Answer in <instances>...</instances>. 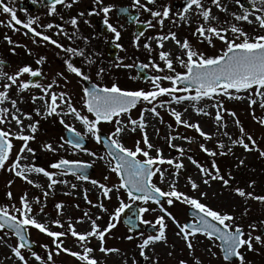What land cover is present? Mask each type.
I'll use <instances>...</instances> for the list:
<instances>
[{
  "label": "snow or ice",
  "instance_id": "1",
  "mask_svg": "<svg viewBox=\"0 0 264 264\" xmlns=\"http://www.w3.org/2000/svg\"><path fill=\"white\" fill-rule=\"evenodd\" d=\"M35 2L36 0H33V3ZM76 2L77 0H70L68 3H66V0H48L49 15L56 12L57 5L66 3V6L70 8ZM95 2L103 4V0H95ZM154 3L155 0H147V3H142L141 0H132L131 4L132 8L142 9L150 14L152 19L143 21L148 28L155 27L153 20H155L156 24L163 27L164 19L169 17L171 11L170 6L167 5L162 6V10H153L148 7L149 4ZM210 3L220 12L229 14L237 22H244L248 25L258 24L262 32L251 35L239 23H231L228 20L222 22L219 16L212 14L211 8L206 7L204 0H184L182 9L177 15H179L181 20L189 24L191 23L190 17L187 15L189 13L200 20L193 32L198 42H206L214 48L215 41H219L222 46L218 53L207 55L204 51L193 46L187 38L178 39L177 34L172 31L148 37L149 40L154 39L157 47L161 49L158 52V58L163 63V67H161L159 63L150 58L148 63H142L138 66L141 70L150 68L157 73L146 77L152 85L150 90L123 89L115 82L111 83L110 86H100L97 83H92L91 87L81 89V107L77 108L74 106L70 93L66 91L56 92L54 90V86L57 85L56 79H52L46 85L31 79L43 75L40 67L33 69L30 65L25 64L17 67L11 74L0 70V80L6 81L0 84V88H2L0 90V104L7 101L11 105V108L0 107V125L10 124L11 121H14L17 126L16 131H13L11 127H0V169H4L6 162L9 161V156L13 149V139H16L22 141V144L15 159L9 165L8 171L13 172L16 177L34 187H41V185L31 178V174H42L48 181L43 192L45 199L49 195L48 190L53 189L55 185H68L69 182L67 180L58 179L57 177L71 174L77 180L89 181L90 179L86 170L91 167V164L80 160L59 158L54 162H50L47 169L43 166H21L20 160L25 152L33 157L35 156L34 149L29 146V141L35 139L34 133L38 130L39 121H33L30 113H23L17 107V99L9 96V89L16 86V94L19 95L30 87H34L39 89L40 94L33 95L30 99L33 103H36L37 100L41 101V104L34 109L35 114L43 118L59 117V123L69 134L67 139L62 136L60 138L61 143L56 147H53L52 144H44V150L55 152L59 148H65V145H67L73 150L85 152L89 156L100 160H104L105 156H107L110 158L107 160L109 170L119 178L118 184H113L109 187L95 179H91L90 183L99 189L104 198L110 199L111 193H119L121 190L127 196V202H125L123 198L117 195L118 206L109 213V221L103 228L96 223L101 218L100 216L92 219L89 212H85L76 223H84L85 220L89 221V230L77 231L74 224L69 222L67 228L63 231H53L48 227L49 223L59 228H64V225L59 219L49 220L47 223L38 220L37 215L44 212V206H41L38 212H34L33 204H41L40 198L36 197L34 200H30L27 193H24L19 197L18 205L13 203L0 206V243L5 245L11 253V256L7 258H14L19 264H29V260L24 254V250L27 249L39 264H55L54 255H60L62 252L75 258L80 264H100L99 260L92 255L94 250L88 246L89 241L91 238L98 239L101 253H118V248L105 246V236L111 229L116 227V223L119 222L122 214H127L126 210L131 213V215H128L127 223L132 225L133 228L136 227V221H139L141 225L154 229L152 233L146 236L142 232L139 233L140 242L137 244V248L139 249V255L146 262L152 259L148 255L147 250L151 249L154 253V245L156 243H167L166 218L175 225L177 229L176 236L185 241L189 250H193L192 241L198 234L214 244L218 241L219 243L215 244V246L220 249L225 264H233L234 258L239 260V264H244V255L240 251L242 248L246 247L248 251H253L254 242L264 246V235H253V231L256 229L255 223L247 225L249 231L246 233L244 226L237 224L236 217L232 214L216 210L202 202L201 198L206 197L208 195L207 192L200 191L197 197L180 191L177 187L180 171L185 168L182 157L195 166L202 178L203 185L207 187H211L210 181H220L224 187H229L232 179L230 172L227 174L228 178L226 179L221 174L215 159L211 161L210 167H205L192 155H186V149L173 143V141L183 140L190 144L192 143V138L183 136L179 132L175 135L170 132L165 138L169 149H174L178 155L165 157L163 150L150 142L146 131L148 122L145 113H150L153 117H160L158 108L167 106V110L171 117L174 118L177 126L193 129L204 141L211 140L213 134L205 132L199 122L193 123L188 119H184L181 111L171 107L172 104L180 105L185 101L189 102V107L198 115L204 116L212 115V113L206 110L207 106L200 107L198 105L203 100L211 101L210 107L216 110L214 121L218 132L227 127L223 113L227 112L228 115L236 117L235 112L224 108L223 101L219 97L223 96L237 100L247 99L250 107L257 104V98H259V105L264 108V0H234V3L240 9L239 13L235 11L229 12L228 6L222 0H210ZM113 7V5H105L100 7L99 11L103 13V24L106 29L114 34L116 40H119L120 31L109 22V13ZM0 10L9 14L7 27H13V22L15 25L22 24L17 18L14 8L3 3V0H0ZM118 11L124 13L128 9L122 7ZM91 14L90 12L89 15ZM79 15L84 14L80 13ZM131 19L138 23L140 22L136 16H132ZM87 22L85 21V23ZM33 23L34 21L29 19L27 23H23V27L31 32L33 37H38L41 42L52 44L67 54L63 61L67 72L84 81H90L91 77L85 74L81 67L71 62L72 56H83V51L71 46L65 47L58 40L53 39L52 36L36 30V28L32 27ZM66 23L72 26L73 31L71 34L61 25H54L53 23L41 25V27L45 29H53L55 27L57 29L55 35H64L69 40H72L78 32V18L76 16L70 17ZM140 35H143V33L141 32ZM4 39L8 44L14 45V42L7 35L4 36ZM169 40L178 49L175 55L171 51L164 50V42ZM36 42V40H33V43ZM20 46L22 45H14L12 51L14 52L15 47ZM116 47L120 48L122 46L117 44ZM143 47L149 53L153 50L150 43H144ZM29 54L31 53L29 52ZM45 59L46 57L40 56L35 63L42 65ZM86 62L90 63V61ZM4 63L3 60H0V65ZM174 63H178L183 71H177ZM132 66L124 65V67ZM103 71V68L99 69L97 76H101ZM25 74L28 75L29 79H22ZM56 76L65 81L67 80V77L62 72H57ZM163 81H167L168 86H162ZM161 96H168L170 99L167 101L158 100L157 98ZM140 103L151 105V107H144L140 110L138 116L133 118L131 112ZM183 111L187 113L188 107H185ZM66 117H71L73 121L79 122L83 127V134L77 130L73 123L66 122ZM253 119H257L259 124L264 125V119H258L255 115H253ZM24 120L31 121V123L25 125L23 123ZM161 122H163L162 118ZM233 122L239 129V135L233 138L228 132H224L223 135L228 138V143L232 146L243 148L245 152L256 151L261 158H264V149L260 148L253 135L245 132L238 118L234 119ZM101 123L112 124L113 130L108 133H102L100 129ZM168 127L171 129L172 125H168ZM129 130L132 132L139 130L141 133V139L137 140L132 148L127 147L120 139L121 134ZM86 136L91 137L95 143L102 144L106 149L105 155L97 156L96 152L87 149L84 145ZM198 147L210 157L232 153V147H228L223 140H217L216 142V148L219 149V152L208 148L204 143H199ZM153 150L155 155H152ZM165 164L172 169L171 172L161 167V165ZM243 164L244 159H239V165ZM157 174H159L161 183L167 180V190H163L153 182V177L157 176ZM107 179L108 177L105 176L104 180ZM11 183L9 181V184ZM187 183L193 192L198 191L200 188V185L191 176L187 177ZM254 183V181L250 182L249 187H252ZM76 187V184H71V188L75 189ZM232 191L246 200L252 199L264 204V195H254L252 192H246L240 187H236ZM7 197L12 200L11 191L7 192ZM84 199L93 207L99 208L101 212L108 211L102 202L93 204L87 197V190H85ZM149 202L155 204L162 213V215L155 218V221L143 218L144 213L157 210L156 208L147 207ZM175 202L187 205L193 210L191 212V221L179 222L164 207V204L171 206ZM54 207L57 215H62L64 205L56 203ZM261 223L264 224V221H261ZM32 228L51 238L54 251L49 249L47 244L41 245L46 251V257L31 251L30 229ZM129 231H132V229L130 228ZM69 235L75 238L76 244L82 251H74L64 246L65 241L62 238ZM10 238H15L16 242L14 244L9 243ZM126 238L132 240L134 237L129 235ZM133 264H136L135 259H133ZM155 264H158V260L155 261ZM179 264H187V262L180 260ZM194 264H201V261L196 259Z\"/></svg>",
  "mask_w": 264,
  "mask_h": 264
},
{
  "label": "rangeland",
  "instance_id": "2",
  "mask_svg": "<svg viewBox=\"0 0 264 264\" xmlns=\"http://www.w3.org/2000/svg\"><path fill=\"white\" fill-rule=\"evenodd\" d=\"M174 1L181 0H155L154 4H149L148 7L153 10H162V6H170L171 11L168 18L164 19L163 27L159 24H156L155 20L153 23L155 27L150 28L143 36L139 39L135 37L134 34H121L119 38V43L122 45L121 52L116 60L113 62L104 61L106 59L101 58L103 54V48L97 49L94 46H91L86 43H80L74 46L73 48H78L83 51L84 55L80 56H72L71 62L81 67L85 74L91 77V83H97L100 86H110L111 83H117L121 88L128 90H137L144 89L150 90L152 85L150 81H146L142 83L137 78V72L135 70V66L137 64L148 63L149 59L156 61L163 67V63L159 61L158 52L161 50L157 47L156 41L149 40L148 37L156 36L160 34H166L169 31L175 32L177 34L178 39L187 38L193 46L202 50L207 55H212L218 53L221 48V42L215 41V47L209 46L206 42L199 43L196 36L193 35V32L200 20H198L195 16H192L191 13L187 14L190 17L191 23H185V21L181 20L179 15H177V11L173 8ZM142 3H147V0H141ZM224 4L228 6L229 12L235 11L237 13L240 12L239 7L234 3V0H222ZM206 7L211 8L212 14L219 16L220 20L223 22L225 20L230 21L231 23H239L240 26L244 28L246 32L251 35L259 34L262 30L259 28L258 24L248 25L244 22H237L232 17L224 12H220L213 5H211L210 0H204ZM141 14V19L143 21L152 19L148 12H144L142 9L137 10ZM4 19L0 17V60L8 61L4 55H11L12 45L8 44L5 41L4 36L7 35L11 38L14 44L22 45L17 47L18 53L17 57L21 59L19 61L14 55V64L9 68L0 66V70H3L8 73H12L17 67L23 66L25 64L30 65L33 69L40 67L43 74L46 76V79L42 84H48L52 81V79L57 80V85L54 86V90L56 92L66 91L71 94V98L73 100L74 106L77 108L81 107L80 97L82 95L81 89H83V85L81 83L82 79L77 78L74 74L67 72L66 67L63 70L62 67H59L56 63L52 62V64L44 69L43 66L37 65L35 63L36 59L40 56L48 57V60L51 58L60 57L66 58L67 54L62 50L58 51L57 54L48 53V49H52L50 47L37 48L34 46L32 41L23 38L19 35H14L13 37L9 36L6 32H1V26H3ZM3 24V25H2ZM227 26V25H225ZM172 42L171 40L164 42ZM144 43H150L152 47V52L149 53L144 47ZM30 45V46H28ZM11 50V52H10ZM164 50H168L173 52L175 55L178 51L176 45L172 42L171 48H167ZM10 52V53H9ZM29 52L31 54H29ZM19 61V62H18ZM86 61H90L86 62ZM124 65H133L132 67H124ZM174 67L177 71H183L181 66L178 63H174ZM103 68L104 71L101 76H97V71ZM147 73L152 76L157 73L152 69H146ZM62 72L67 80L57 77L56 73ZM162 74V73H161ZM121 75V77H119ZM22 79H28V75L25 74ZM6 81L0 80V84ZM126 82V83H124ZM162 86H168L167 81L162 82ZM2 90V88H0ZM16 86H13L9 89V96L13 99H17V107L23 113H30L33 117V121H39L38 130L35 135V139L29 141V146L34 149L35 156L28 154L25 152L23 157L20 160L21 166L25 165H34V166H43L46 169L50 162H54L59 158H66L70 160H80L83 162H88L91 164L93 168V173L89 175V181L77 180L75 176L69 174L67 176L57 177L58 179L67 180L68 185L57 184L53 189H49V195L45 199L43 196V192L45 191L46 185L48 183L47 179L43 177L42 174H31V178L41 185V187H34L33 185L27 184L25 181L16 177L13 172L8 171V167L11 162L15 159L16 154L22 144V141L13 139V149L9 156V161L6 162V166L4 169L0 170V206L9 205V204H17L19 201V197L24 193H27L30 200H34V198L39 197L41 204H33L34 212H38V209L41 206H44V212L38 213L37 219L42 220L44 222H48L49 220L59 219L61 223L64 225V228H59L49 223L48 227L53 231H63L67 228L69 222H72L77 231H85L89 230L90 222L85 220L84 223H76V221L83 216L85 212H89L92 219H95L96 216H100L101 218L96 221V223L101 227H105L109 221V213L114 211V209L118 206L117 195L127 202L126 193L121 190L119 193H111L110 199L104 198L102 193L96 188L94 185L90 183L91 179H95L101 183H105L107 186L111 187L113 184H118L119 178L115 173H112L109 170L107 164V158L105 156L104 160H100L89 156L87 153L73 150L65 145V148H59L57 151H46L43 148L44 144H52L53 147H56L59 143H61V137L65 138L64 131L65 129L59 123V117L51 116L48 118H43L41 116H37L35 114L34 109L41 104V101L37 100L36 103H33L30 99L33 95H39V89L34 87H30L28 90L16 94ZM244 95V94H241ZM158 100L167 101L170 99L168 96H161L157 98ZM223 101L224 108L236 113V117H232L228 115L227 112L223 113L224 122L227 127L221 129L219 132L217 131V126L214 121L215 109L211 108V101L203 100L200 102L198 106L206 107V110L212 113V115L204 116L198 115L192 108L191 112L195 114L194 116H185V112L183 111L185 107H189V102L185 101L183 104L177 105L172 104L171 107L176 108L177 110L182 112V117L184 119H188L191 122H199L202 129L205 132L212 133V139L208 141H204L203 138L199 137V135L193 130L189 128H184L183 126H177L175 124L174 118L171 117L167 110V106L164 108H158L160 112V117H153L150 113H145L146 120L148 122V127L146 129L150 142L160 147L163 150V155L165 157H174L178 154L174 149H169L168 144L166 142V136L171 132V134L175 135L179 132L183 136H188L192 138V143H187L183 140H175L173 143L183 146L186 149V155H192L198 162L203 164L205 167H210L208 159H215L218 167L221 166V174L228 178V173H231V176L235 175L237 170H243L244 172L251 175L249 179L243 180L244 183H236L230 180V186L224 187L220 181H210L211 187H207L203 185L202 178L198 174V170L193 166L186 158L183 159L185 164V168L180 171V175L178 177L177 187L180 191H183L189 195L199 196L200 191L207 192L208 195L206 197H202V202L208 204L216 210L228 212L236 217V223L244 226V230L247 233L249 231L247 225L250 223L256 224V229L253 231V235H257L260 233L261 229H264V224L261 221H264V204L259 201L252 199H245L239 197L235 194L232 189L236 187L243 188L246 192H252L254 195H264V158L259 156V153L256 151L253 152H245L243 148L239 146H232L228 143V138L223 135L224 132H228L232 135L233 138H236L239 135V129L233 122L234 119H239L241 125L245 129L246 133H250L257 140L260 148L264 149V125H261L257 122V119H253V115H255L258 119H264V108H261L259 105V98H257L258 102L255 105L249 106L247 99H228L226 97H219ZM155 103V102H154ZM0 107H8L11 108L9 102L5 101L3 104H0ZM144 107H151V105H145L144 103H140L135 109L132 110L131 115L133 118H136L141 109ZM86 114V113H85ZM198 117V118H197ZM161 118L163 122H161ZM202 118V119H200ZM66 122L73 123L78 131H81L83 134L84 130L82 125L79 122H75L71 117H66ZM23 123L25 125L31 123V121L24 120ZM168 125H172V128L169 129ZM3 128H9L13 131L17 130V126L14 121L11 123H6L4 125H0ZM100 129L102 133H108L110 130H113V125L108 123H101ZM158 130V131H157ZM27 134V130H26ZM89 141V145L86 147L90 151H94L97 153V156L105 155L106 151L103 148L102 144H97L91 137L86 138ZM121 142L124 143L127 147L132 148L137 140L141 139L140 131L132 132L127 131L121 134ZM217 140H223L228 147H232V153L228 155H217L216 157H210L206 153L202 152L198 144L204 143L208 148L216 150L219 152V149L216 148ZM152 155H155V151H152ZM239 159H244V164L239 165ZM226 161V163H224ZM224 166L227 170L224 169ZM162 168L168 169L169 172L172 171L171 168L167 164L161 165ZM51 170V169H49ZM107 176L108 179L104 180V177ZM191 176L199 185L200 188L198 191L193 192L190 188V185L187 183V177ZM9 181L12 183L9 184ZM254 181V185L249 187L250 182ZM153 182L156 183L163 190H167V180L164 183L159 181V174L153 177ZM76 184L77 187L75 189L71 188V184ZM241 186H240V185ZM85 190H87V197L89 200L93 202V204L102 202L105 207L108 209L107 212H101L99 208L93 207L88 204L84 199ZM12 192V200H9L7 197V192ZM56 203H62L64 208L62 210V215H57V211L55 209ZM139 204V202H137ZM78 205V207H77ZM149 208H156L157 210L154 212L144 213L143 218L149 221H155V218L162 213L159 211L158 207L149 202L147 205ZM164 207L171 212L176 219L181 222H187L189 217L187 215V210L189 207L187 205L181 204L180 202H175L173 205L169 206L164 204ZM245 210L246 214H245ZM46 214V215H45ZM167 229V243L158 242L154 245V253L151 249L147 250L148 255L152 257L151 260L145 261L143 257L139 255V249L137 248V244L140 242L139 233H130L125 227H123L121 219L116 223V227L110 230L109 233L105 236V246L118 248V253L104 254L99 251V241L96 238H91L88 246L93 248L92 255L95 256L100 264H133V259H135L136 264H155V261L158 260V264H179L180 260H184L187 264H194L196 259L201 261V264H225L222 259L221 251L215 244H218L216 241L215 244L213 242L208 241L204 236L197 235L195 239H193V250H189L186 246L185 241L176 236V227L172 223L171 220L166 218ZM145 236L147 233L142 232ZM132 235L134 238L132 240H128L126 237ZM30 238L35 243L38 248L37 254L42 257H46V251L41 247L42 244H47L49 249L54 251V245L52 244L51 238L45 234L40 233L38 230L32 228L30 229ZM65 241V247L71 248L74 251H82V249L76 244L75 238L69 236L63 237ZM15 238H10L9 243L14 244ZM261 244L254 242V250L248 251L247 248H242L241 251L244 255V264L245 258L248 259L252 256L257 249L262 248L264 251V246ZM210 249V250H209ZM29 252V251H28ZM24 250L25 256L29 260V264H39V262L35 261V259L31 256V253H28ZM215 253V255H213ZM11 253L9 249L0 243V264H19L14 258L10 257ZM55 264H80L75 258L65 254L60 253V255H54ZM239 264V261L236 263ZM250 264H256L253 259Z\"/></svg>",
  "mask_w": 264,
  "mask_h": 264
},
{
  "label": "flooded vegetation",
  "instance_id": "3",
  "mask_svg": "<svg viewBox=\"0 0 264 264\" xmlns=\"http://www.w3.org/2000/svg\"><path fill=\"white\" fill-rule=\"evenodd\" d=\"M68 2H70V0H66V3ZM3 3L14 8L15 14L22 24L15 25L13 22V27H7L6 25L9 21V14L3 13L2 10H0V17L4 19V25L2 24L3 26H1V32H6L11 37L19 35L32 42L33 40H36L37 42L33 44L34 46L32 47H50L52 49H48L47 51L51 54H54V52L57 54V52L61 49L56 48L52 44L41 42L38 37H33L32 33L23 27V23H27L29 19H32L34 21L32 27L52 36L53 39L58 40L65 47L86 43L99 50L103 48L104 55L106 48L111 42L116 45L121 44L119 43V40L115 39L114 34L110 33L104 26L103 13L99 11L100 7L105 5L114 6L112 11L109 13V22L117 27L121 34H134L135 28L133 23L135 21L131 19L132 16L139 14L138 21H140L139 23H143L141 14L138 13L136 9L131 7L132 0H103L102 5L97 4L95 0H77V2L72 4V7L70 8L66 6V3L57 5L56 12L51 15H49L48 0H36L35 3H33V0H3ZM122 7L127 8L128 11L119 14L118 10ZM90 12L92 13L91 15H89ZM80 13H83L84 15H79ZM73 16L78 18V32L72 40H69L64 35H55L57 31L55 27L53 29H45L41 27V25L53 23L54 25H61L69 34H71L73 31L72 26L66 22ZM85 21L88 22L85 23ZM98 24L104 28V33H106L105 35L100 34ZM14 45H12V48ZM121 49L122 47L119 48V53L121 52ZM15 50L18 53L17 47H15ZM10 54H13V57L11 55H4L6 59H9L8 61H4L7 68L14 64V55L19 61H21V59L17 57L15 51H12ZM101 58L103 60L105 59L104 56H102V53ZM64 59L56 56L55 58L48 60V57L46 56L45 62L41 66H43L44 69H47L52 62H54L64 70L66 67L63 63ZM252 256L254 257H250L248 259L245 258V264H250L253 259L256 264H264V251H262V248L257 249Z\"/></svg>",
  "mask_w": 264,
  "mask_h": 264
},
{
  "label": "water",
  "instance_id": "4",
  "mask_svg": "<svg viewBox=\"0 0 264 264\" xmlns=\"http://www.w3.org/2000/svg\"><path fill=\"white\" fill-rule=\"evenodd\" d=\"M184 3V2H183ZM183 3L181 4V7H180V9H182V5H183ZM176 6H177V3L175 4ZM145 29V26H140V25H138L137 26V32H136V34L137 35H140V33L143 31ZM116 52H117V49H116V47H114V46H110L109 48H108V50H107V54L110 56V57H112V58H114L115 56H116ZM137 70H138V72H139V79L141 80V81H146L147 80V78L146 77H149L148 75H146V73H145V70H141V69H139V67L137 66ZM37 78V77H36ZM36 78H32V80L33 81H37L36 80ZM84 84H85V86L86 87H91V84L90 83H88V82H84ZM66 138H69V134L66 132ZM84 145H85V147L88 145V142L85 140L84 141ZM86 173H87V175L89 176L91 173H92V168L90 167V168H88L87 170H86ZM193 210L192 209H189L188 210V216L190 217V218H192V216H191V212H192ZM126 213L127 214H122V220H123V223H124V225L128 228V229H132V232H135V231H147V232H149V233H152L153 231H154V229H152V228H150V227H145V226H142L140 223H139V221H136V227L135 228H133L132 227V225H129L128 223H127V220H128V215H131V213L130 212H128V210H126ZM36 250V247L34 246V244L33 243H31V251H35ZM237 261V259H233V262H236Z\"/></svg>",
  "mask_w": 264,
  "mask_h": 264
},
{
  "label": "trees",
  "instance_id": "5",
  "mask_svg": "<svg viewBox=\"0 0 264 264\" xmlns=\"http://www.w3.org/2000/svg\"><path fill=\"white\" fill-rule=\"evenodd\" d=\"M206 161H208V160H206ZM211 161H212V160H209V163H210V164H211ZM224 163H226V161H224ZM219 168L221 169V166H220ZM224 169L227 170L225 166H224ZM248 176L251 177L250 174L244 172L243 170H237V171L235 172V175L233 176V178H232L231 180H232L233 182L244 183L243 180H247V179H249ZM239 185H240V184H239ZM240 186H241V185H240Z\"/></svg>",
  "mask_w": 264,
  "mask_h": 264
},
{
  "label": "bare ground",
  "instance_id": "6",
  "mask_svg": "<svg viewBox=\"0 0 264 264\" xmlns=\"http://www.w3.org/2000/svg\"><path fill=\"white\" fill-rule=\"evenodd\" d=\"M171 45H172V42L170 43V42H167V43H165V45H164V48L165 49H167V48H171ZM195 114H193L192 112H191V107L188 109V111H187V113L185 114V116L187 117V116H189V117H191V116H194ZM198 118V117H197ZM200 119H202V118H200Z\"/></svg>",
  "mask_w": 264,
  "mask_h": 264
}]
</instances>
